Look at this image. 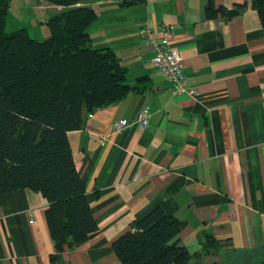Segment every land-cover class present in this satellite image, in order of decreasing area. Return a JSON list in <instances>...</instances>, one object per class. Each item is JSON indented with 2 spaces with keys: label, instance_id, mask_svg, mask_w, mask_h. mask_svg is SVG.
<instances>
[{
  "label": "crops",
  "instance_id": "0c3cea01",
  "mask_svg": "<svg viewBox=\"0 0 264 264\" xmlns=\"http://www.w3.org/2000/svg\"><path fill=\"white\" fill-rule=\"evenodd\" d=\"M40 1L27 0L26 10L37 12ZM209 1L82 0L98 15L89 29L93 46L112 49L128 68L129 83L139 87L115 105L85 112L82 129L68 134L99 230L58 253L43 195L5 194L0 264H121L113 242L166 201L183 223L180 238L192 264L263 259L264 26L250 1L214 0L213 16ZM47 5L42 11L50 16L34 13L35 24L64 10ZM238 5L245 7L232 18L221 11ZM162 25L173 30L185 87L197 90L196 97L177 95L142 44L141 29ZM142 108L151 113L145 129L137 124ZM123 121L129 125L115 131Z\"/></svg>",
  "mask_w": 264,
  "mask_h": 264
},
{
  "label": "trees",
  "instance_id": "16d2710c",
  "mask_svg": "<svg viewBox=\"0 0 264 264\" xmlns=\"http://www.w3.org/2000/svg\"><path fill=\"white\" fill-rule=\"evenodd\" d=\"M45 1L64 10L35 24L32 35L29 27L7 32L12 0H0V205L3 195L18 190L42 194L62 253L99 230L68 134L82 129L85 112L115 105L139 87L129 83V70L112 49L93 46V8L81 6L82 0ZM246 1L264 26V0ZM244 7L221 11L232 18ZM207 12L216 13L214 0ZM176 213L166 201L135 219L112 244L120 263L192 264ZM214 245L210 239L208 248Z\"/></svg>",
  "mask_w": 264,
  "mask_h": 264
},
{
  "label": "built area",
  "instance_id": "2783aa9c",
  "mask_svg": "<svg viewBox=\"0 0 264 264\" xmlns=\"http://www.w3.org/2000/svg\"><path fill=\"white\" fill-rule=\"evenodd\" d=\"M173 30L170 26L162 25L159 29L154 27L140 30L142 44L152 53V63L158 72L172 85L175 93L198 96L195 89L188 90L185 86L187 78L184 73V58L180 51L172 46ZM151 113L148 108H142L137 116V124L145 129L149 126ZM129 125L127 121L114 125V130L121 132Z\"/></svg>",
  "mask_w": 264,
  "mask_h": 264
},
{
  "label": "rangeland",
  "instance_id": "374dc122",
  "mask_svg": "<svg viewBox=\"0 0 264 264\" xmlns=\"http://www.w3.org/2000/svg\"><path fill=\"white\" fill-rule=\"evenodd\" d=\"M46 1H40V7H38L36 9L37 12H29L27 11V0H13L12 4H11V10H10V14H9V18H8V22H7V32H13L16 31L20 28L23 27H29L32 30V35H34L33 29H34V25L36 23V21L34 20V13H37V15H39V17L41 19H46V17L48 14L47 12H44L42 10L47 8V2ZM27 5V6H26ZM52 5V4H51ZM46 15V16H45ZM30 20H32L30 22ZM239 259V258H238ZM240 261L236 260V258L234 259H229L228 260V264H252L250 261L251 260H244V258H240Z\"/></svg>",
  "mask_w": 264,
  "mask_h": 264
},
{
  "label": "flooded vegetation",
  "instance_id": "af4514ba",
  "mask_svg": "<svg viewBox=\"0 0 264 264\" xmlns=\"http://www.w3.org/2000/svg\"><path fill=\"white\" fill-rule=\"evenodd\" d=\"M261 264H264V259L262 260Z\"/></svg>",
  "mask_w": 264,
  "mask_h": 264
}]
</instances>
